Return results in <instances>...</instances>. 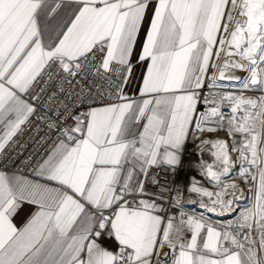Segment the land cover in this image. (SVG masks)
Segmentation results:
<instances>
[{"label": "snow or ice", "instance_id": "snow-or-ice-1", "mask_svg": "<svg viewBox=\"0 0 264 264\" xmlns=\"http://www.w3.org/2000/svg\"><path fill=\"white\" fill-rule=\"evenodd\" d=\"M137 64L138 99L124 91ZM89 76L106 90L48 125L56 138L32 178L0 169V264H264V0H0V157L38 112L45 78L65 92ZM204 133L231 143L197 145L217 191L191 177L192 215L182 189L149 171L174 172ZM236 177L252 183V204ZM24 204L35 210L17 227Z\"/></svg>", "mask_w": 264, "mask_h": 264}, {"label": "built area", "instance_id": "built-area-1", "mask_svg": "<svg viewBox=\"0 0 264 264\" xmlns=\"http://www.w3.org/2000/svg\"><path fill=\"white\" fill-rule=\"evenodd\" d=\"M60 83V79H55L53 82L47 81L46 78L45 82L41 83L39 89V94L41 95L40 108L38 112L31 117V123L26 130L22 135L18 136L16 143L8 151L7 158L0 157V169L24 175L31 174L32 168L36 162L45 155L56 138L54 131L50 130L48 125L57 120H61V114H63V122L72 123V121L68 119V116L71 113L80 110L84 105L93 104V99L99 102L97 93L102 89L106 90L107 88V85L103 80L94 79V77L91 76L80 79L79 84H73L71 88L65 85V88L67 89L65 92L57 91ZM81 88L83 89L82 92ZM73 90H75V95H73ZM220 90L236 93L235 89L231 86H226ZM54 92L56 93L55 96H53ZM89 95H91L93 99H89ZM76 97H80V99H77ZM32 102L34 104L36 103L35 100ZM49 105H51V108H49ZM65 107H67L66 113L64 112ZM209 139L215 140L224 138L218 133H204L195 140V142L189 141L184 147L182 164L179 168L173 172L167 168L154 167L149 171V180L152 175L155 174L156 179H158L161 184H164L166 189H182L183 201L185 203V190L190 177H202L196 167L198 163L197 153L201 151L197 145H199L201 141ZM224 140L231 143L229 136ZM229 183L231 182L229 181ZM145 187L151 192H156L158 185L146 182ZM162 195H167V192ZM188 208L191 210L189 214L195 215L200 211L197 204L190 205ZM105 243L112 250H115L117 247L115 241ZM167 251V248L163 249L161 260H163V253Z\"/></svg>", "mask_w": 264, "mask_h": 264}, {"label": "crops", "instance_id": "crops-1", "mask_svg": "<svg viewBox=\"0 0 264 264\" xmlns=\"http://www.w3.org/2000/svg\"><path fill=\"white\" fill-rule=\"evenodd\" d=\"M141 40H143V36H144V32H141ZM137 51H139V43L137 45ZM145 64L147 62H144ZM145 74V66L144 64H137L136 68L134 69V75H135V79L129 81L127 87L124 89V91L126 92V94L131 95L133 98H139L138 97V89L141 87V77ZM143 123V122H141ZM203 159L205 161L209 160L210 157L205 154ZM10 175L15 174V175H22L25 176L29 179L32 178V173L29 175H24V174H20L17 172H12V171H7ZM191 178V177H190ZM197 181H200L201 183L204 184V186L209 187L210 190L212 191H217V189L212 188L209 184L208 181L206 179H204L203 177L198 178L195 177ZM189 182L190 179L188 181V185L186 187L185 190V203L187 206L190 205H194L197 204V201L200 200V197L196 194L190 193L189 192ZM35 210L34 206L32 205H28V204H24L23 207L19 210V212L16 214V216L13 217V223H15L17 225V227H20L27 219L28 217L32 214V212ZM199 213V212H198ZM198 213H196L195 215H198ZM193 215V214H192ZM208 217L206 216L205 219H207ZM212 222L216 224L217 227L221 226L222 224V220H220L217 217H213L212 218Z\"/></svg>", "mask_w": 264, "mask_h": 264}, {"label": "rangeland", "instance_id": "rangeland-1", "mask_svg": "<svg viewBox=\"0 0 264 264\" xmlns=\"http://www.w3.org/2000/svg\"><path fill=\"white\" fill-rule=\"evenodd\" d=\"M223 60H224V53H221V55H220V61L223 62ZM238 71H240V70H236L235 74ZM218 74H219V69H217V75ZM241 74H242V72H241ZM239 77H240V75H239ZM241 77L242 78H247V74H245V75H243ZM224 83L227 84V82H224ZM234 89H235V92H236V90H239L237 88H234ZM244 95L251 96V97L255 98L256 96L259 95V93H256V92H244ZM230 182H231V184L237 185L243 191V194L244 195L245 194H248L249 195V198L247 199V201L244 202L245 204H249L250 205V204L253 203L254 200H253V192H252L253 185L252 184L249 185V186H246L245 183H244V181L240 177H238L236 179H232Z\"/></svg>", "mask_w": 264, "mask_h": 264}, {"label": "bare ground", "instance_id": "bare-ground-1", "mask_svg": "<svg viewBox=\"0 0 264 264\" xmlns=\"http://www.w3.org/2000/svg\"><path fill=\"white\" fill-rule=\"evenodd\" d=\"M241 72H242V74H241ZM237 73H238V74H237ZM237 73H236L235 75L238 76V77H239V75H240V77H241V76H243V75L246 74V72H245V71H242V70L238 71ZM225 82H227V81H225ZM238 91H239V90H236V93H237ZM218 134L221 135L224 139H227V138H228V135H227L226 133H218ZM224 139H223V140H224ZM238 155H239V152H231V157H232L233 160H235L236 157H237ZM238 180H239V179H238ZM244 183H245L246 186H249V185L252 184L251 182H245V181H244ZM244 197H246V198L248 199V198H249V195H248V194H245ZM247 199L244 200V202H246ZM253 202H254V201H253Z\"/></svg>", "mask_w": 264, "mask_h": 264}]
</instances>
